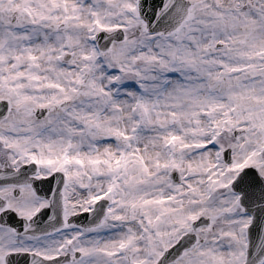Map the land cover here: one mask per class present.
Segmentation results:
<instances>
[{
	"label": "snow or ice",
	"instance_id": "1",
	"mask_svg": "<svg viewBox=\"0 0 264 264\" xmlns=\"http://www.w3.org/2000/svg\"><path fill=\"white\" fill-rule=\"evenodd\" d=\"M0 264H264V0H0Z\"/></svg>",
	"mask_w": 264,
	"mask_h": 264
}]
</instances>
